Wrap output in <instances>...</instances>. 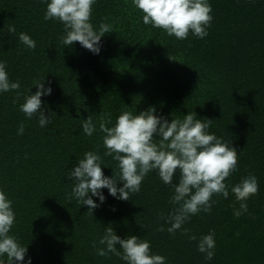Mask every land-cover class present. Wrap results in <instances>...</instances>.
Here are the masks:
<instances>
[{
    "label": "trees",
    "instance_id": "trees-1",
    "mask_svg": "<svg viewBox=\"0 0 264 264\" xmlns=\"http://www.w3.org/2000/svg\"><path fill=\"white\" fill-rule=\"evenodd\" d=\"M208 2L207 35L177 40L143 24L130 0H96L90 23L94 29L111 25L96 55L78 42L61 45L63 25L42 19V0H0V60L9 80L20 84L0 93V190L15 213L9 234L25 245L31 264H125L111 253L96 254L92 242L106 226L122 238L147 240L166 264H204L180 230H155L157 224L168 227L160 217L173 208L170 189L155 171L128 200L101 189L105 200L92 216L71 197L74 181L65 175L85 151L101 156L104 175L115 169V161L103 155L100 118L108 114L114 122L122 111L135 114L149 106L166 119L191 111L212 119L209 131L235 146L237 168L224 183L230 187L249 174L256 177L247 212L233 216L239 202L229 192L227 199L214 197L208 215L192 216L182 227L197 239L213 233L209 264H264V0ZM10 25L15 32L7 31ZM20 32L35 41L34 49L20 43ZM43 77L51 94L40 98L41 108L51 122L41 128L19 104L32 81ZM87 116L97 125L91 136L81 128ZM21 122L24 132L17 135Z\"/></svg>",
    "mask_w": 264,
    "mask_h": 264
},
{
    "label": "clouds",
    "instance_id": "clouds-1",
    "mask_svg": "<svg viewBox=\"0 0 264 264\" xmlns=\"http://www.w3.org/2000/svg\"><path fill=\"white\" fill-rule=\"evenodd\" d=\"M95 2L42 0L45 4L42 19L59 21L63 25V35L59 38L61 45L70 46L78 42L98 55L101 37L111 32V25L100 23L94 29L90 14ZM246 2L255 3V0ZM130 3L140 11L143 24L159 28L177 40L185 39L189 33L202 39L207 35L212 20L208 0H130ZM7 31L12 33L16 30L10 25ZM18 40L28 50L36 47L35 41L23 32L18 33ZM32 85H35V92L29 91ZM32 85L25 90L19 110L28 119L35 115L38 125L43 128L51 121L49 116L44 115L40 98L51 94V86L45 84L44 77L33 80ZM19 87L18 81L9 80L5 63L0 60V93ZM211 121L197 118L193 111L186 112L182 118L166 119L156 115L151 106L135 114L122 111L114 122L105 114L98 125L103 133V155L115 161V169L110 176L104 175L101 156L95 151H85L65 175L68 180L74 181L71 197L79 205L87 206L88 214L92 216V211L105 200L101 189H106L108 195L117 200H128L130 193L140 190L145 176L155 171L160 182L169 187V203L173 205L167 216L160 217L168 227L165 229L157 224L155 230H166L169 234L180 230L182 235H187L189 241L195 243L196 252L202 256L204 264H209L215 248L213 233L209 231L197 239L189 235V230L182 225L192 216L208 215L216 204L214 197L227 199L229 192L239 202L238 208L233 209V216L240 217L247 212L246 201L258 189L256 177L252 174L242 177L230 187L224 183L236 171L237 149L209 131ZM96 127L90 116L82 119L81 128L86 136H91ZM23 132L24 124L21 122L17 135ZM14 220L12 201L0 190V264H31L25 245L9 234ZM92 246L98 256L106 257L111 253L125 264H166L165 256L150 251L147 240L134 234L122 238L111 226L104 228Z\"/></svg>",
    "mask_w": 264,
    "mask_h": 264
}]
</instances>
